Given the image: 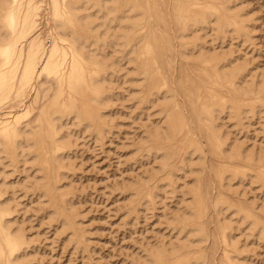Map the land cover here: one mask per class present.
Returning <instances> with one entry per match:
<instances>
[{
  "label": "bare ground",
  "instance_id": "bare-ground-1",
  "mask_svg": "<svg viewBox=\"0 0 264 264\" xmlns=\"http://www.w3.org/2000/svg\"><path fill=\"white\" fill-rule=\"evenodd\" d=\"M241 2L0 0V173H26L20 189L66 243H86L67 182L71 148L79 134L103 142L110 133L120 66L123 94L159 116L136 151L157 166L122 183L125 211L155 208L177 182L185 187L177 210L163 214L175 237L148 244L133 263L237 264L235 227L264 238V202L239 190L245 181L264 187V147H245L226 129L254 117L264 128V78L248 73L235 47L222 49L227 38L252 40ZM16 182H0V264H33L13 218Z\"/></svg>",
  "mask_w": 264,
  "mask_h": 264
},
{
  "label": "rangeland",
  "instance_id": "rangeland-1",
  "mask_svg": "<svg viewBox=\"0 0 264 264\" xmlns=\"http://www.w3.org/2000/svg\"><path fill=\"white\" fill-rule=\"evenodd\" d=\"M241 1L249 19H254L253 22L250 21V26H253L249 27L252 40L248 41L251 44L246 41L243 45L238 39L231 43L227 38L222 43V49L228 50L232 46V50L235 47L234 56H244L245 61L250 63L248 73L255 74L259 80L264 78V0ZM38 28V33L41 32L45 37L48 31L45 20L40 21ZM236 48L240 50L236 51ZM121 69L122 66L118 67L115 74L119 78H114V86L123 96L119 95V100L114 103L110 133L106 134L103 142L101 141L103 144L95 142L87 133L83 136L79 134L71 148L72 169L67 182L75 193L76 206L80 213V226L82 225L86 242L82 249L77 250L72 243H66L65 234H58L55 227L42 221V212L38 208L39 202L36 201L35 195L25 194L24 190L20 189L22 182L27 179L25 172L18 174L8 167L3 174L8 182L17 181L12 205L17 201L18 205L13 207V218L16 219V225L24 228L28 237V252L33 264H134L137 257L145 254L143 248L158 240L168 241L169 237H175L176 231L167 226L163 214L167 217L180 206L182 194L178 192L185 190V187H181L184 186L182 180L177 182L179 191L172 193L170 189L167 190V194L163 193L157 199L155 208L146 209L141 206L133 214L125 211L128 195L122 190V183L144 175L154 163L152 158H140L136 152L137 141L143 135V127L151 125L159 116L155 112L156 109L148 110L150 105H140L143 109L136 108V99L133 101L126 93L123 94V88L128 86V82L122 83L121 78L125 71ZM4 107L6 106H2ZM257 118L245 120L243 127L237 128L233 127V121H227L226 129L232 138H236L245 147H264V128L261 120ZM154 166L157 164L154 163ZM31 171L29 172L32 175L33 170ZM3 175H0V182ZM188 180L190 178L186 181ZM244 183L243 186L240 185L239 190L246 193L250 201L264 202V187H259L258 184L250 186L246 181ZM245 227L246 225H242L241 230L235 227L232 232L233 241L239 245L241 252L239 259H236L237 264H264V238H259L257 234L251 235Z\"/></svg>",
  "mask_w": 264,
  "mask_h": 264
}]
</instances>
